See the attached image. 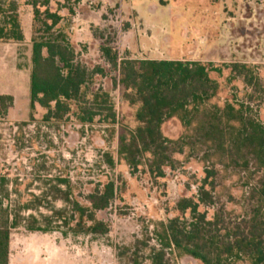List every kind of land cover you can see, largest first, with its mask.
Returning <instances> with one entry per match:
<instances>
[{
	"label": "rangeland",
	"instance_id": "obj_1",
	"mask_svg": "<svg viewBox=\"0 0 264 264\" xmlns=\"http://www.w3.org/2000/svg\"><path fill=\"white\" fill-rule=\"evenodd\" d=\"M13 1L27 38L21 44L0 41V95L15 99L0 120V198L10 210L33 205L24 215L41 220L69 206L62 199L66 193L87 205L86 197L109 181H115L118 191L111 206L97 214L109 225L107 235L76 236L63 221L47 233L19 227L11 234L10 264H151L148 256L157 245L155 224L182 217L178 210L182 199H198L207 164L201 155L190 157L186 149L174 155L175 168H165V176L157 178L145 166L132 172L118 157L120 134L138 126V105H131L124 97L125 89L115 84L100 46L108 43L121 57L132 59L214 63L223 71L210 74L220 86L211 103L222 107L234 102L235 96L245 99L249 92L242 80H229L231 70L226 65H257L264 77V0H0V7L7 11ZM34 2L41 13L37 29L46 10L60 15L55 32L67 37L87 68L105 70L106 75L94 77L90 90L110 93L116 125L97 120L83 126L73 115L60 123H45L46 110L40 106H36L35 121H30L27 68L33 29L30 4ZM4 17L0 14V24ZM260 117L264 120V106ZM162 132L176 140L186 131L174 118L162 126ZM107 155L115 162L113 168L107 164ZM236 180L224 175L216 193L227 210L240 213L239 206L227 203L228 194L237 199L242 195ZM199 210L209 219L214 214L213 208ZM170 264L199 263L188 256H171Z\"/></svg>",
	"mask_w": 264,
	"mask_h": 264
},
{
	"label": "trees",
	"instance_id": "obj_2",
	"mask_svg": "<svg viewBox=\"0 0 264 264\" xmlns=\"http://www.w3.org/2000/svg\"><path fill=\"white\" fill-rule=\"evenodd\" d=\"M28 1V0H27ZM47 3V2H46ZM33 7L30 71V121L34 122L36 106L46 110L45 123L64 121L73 115L83 125L97 120L106 125L117 124V113L109 92L90 90L95 76L106 75L100 66L93 69L81 63L67 37L55 32L62 17L49 10L36 28L41 13ZM12 13V14H11ZM4 20L0 24V41L24 42L17 6L0 7ZM39 30V31H38ZM43 33V34H40ZM102 58L112 69L115 84L126 91L124 97L138 105V126L125 129L119 136L118 157L129 169L145 166L157 178L165 176V168H175L176 154L190 150V157L206 162L205 178L198 199L184 198L178 203L182 217L155 224L157 245L151 249V264H170L171 256L193 258L199 264H264V77L261 68L245 62L226 65L230 81L240 79L249 91L246 98L220 107L211 101L219 92V84L210 76L222 74L214 63L182 60L132 59L121 57L108 43L100 46ZM14 97L0 95V120L14 106ZM176 118L185 134L176 140L164 136L162 126ZM109 167L115 162L107 155ZM236 176L235 187L240 198L228 194V202L240 207V213L229 211L216 193L221 180ZM118 188L109 181L95 188L87 197V205L66 193L62 199L69 205L54 216L24 215L33 209L25 204L10 210L0 198V264H10L11 234L23 227L28 232H51L63 221L73 235L105 236L109 225L97 214L108 209ZM59 192V190H57ZM37 204L42 205L37 199ZM201 206L213 208L209 219ZM189 212V217L186 213ZM139 264V263H136Z\"/></svg>",
	"mask_w": 264,
	"mask_h": 264
},
{
	"label": "crops",
	"instance_id": "obj_3",
	"mask_svg": "<svg viewBox=\"0 0 264 264\" xmlns=\"http://www.w3.org/2000/svg\"><path fill=\"white\" fill-rule=\"evenodd\" d=\"M22 25V24H21ZM22 29H23V26H22ZM23 34H24V39L26 40V38H27V35H25V33H24V30H23ZM24 40V41H25ZM10 45V44H9ZM29 71H31V64L29 65V67L27 68ZM15 100V99H14ZM14 104H15V101H14Z\"/></svg>",
	"mask_w": 264,
	"mask_h": 264
}]
</instances>
